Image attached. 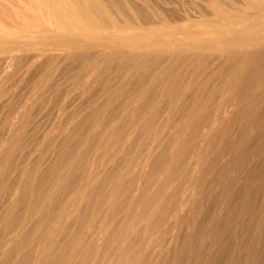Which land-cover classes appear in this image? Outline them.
<instances>
[{"label": "rangeland", "instance_id": "374dc122", "mask_svg": "<svg viewBox=\"0 0 264 264\" xmlns=\"http://www.w3.org/2000/svg\"><path fill=\"white\" fill-rule=\"evenodd\" d=\"M104 2L114 8L113 10L120 16L127 18L131 22L137 21L139 23L138 28H131V30L135 32L141 30L147 31L148 33L143 37L147 43L156 44L157 46L176 45L191 48V46H193L192 44L197 42L199 47L203 49H220L236 43L234 40L223 38H217L212 41H203L201 39L202 36L204 37L205 35L199 33V35H197L196 32L193 31L194 29H201L203 32L210 31L209 34H211L213 30H217L221 27V24L223 25L224 23V21H219L214 18L204 0H104ZM234 3L237 5L235 0ZM233 20H235V18ZM244 21L250 24L251 28H264V16L261 18L253 17ZM180 28H183V30ZM124 31L125 29H111L109 30V36L111 39L117 40L124 37ZM157 58L158 57L154 58V60L150 59L151 61H147V65L153 61L152 63H155L154 65L157 66L154 67V65H151L152 63L148 66L146 65V70L144 69L137 73L139 76H137L136 73V75L134 73H128V71L121 72L117 66L118 61H113L109 69L102 70L95 75L96 81L91 85L93 88L91 89L90 86L88 89H85L86 81L89 78V72L86 70H88L92 64L90 62L91 58L80 56L78 57L79 60L74 58L69 61L67 60L66 62L64 61L65 63L55 62L54 65L56 66V69H54L55 66L53 65L54 67L49 73L50 75L47 73L45 74V76L48 77H45L42 75L43 72L39 71V74L36 73L35 75L28 76L25 80L21 81L22 84L19 82L16 86L14 85L13 87H10L9 89L11 90H7L10 91L9 94L7 91V95L6 93L3 94L2 98H0V141L8 138L9 143L7 145L6 156L0 158V177L2 176L3 168H5L6 165L9 169L5 173L4 179L2 177L0 178V264H36L37 261H40V264H61L62 255L60 254H65L70 251L73 253V257L69 260V264H78L79 260H81L79 262L80 264H83L86 260L87 264H116L119 260L118 257L120 250H126L131 242L134 246L133 253L135 252L133 257L134 264L141 261L143 262H141L142 264H264V127L253 131L246 128L247 126L244 128L245 116H240L239 114L243 108L241 105L247 100L244 97H239L237 93L238 90L233 89V82L236 76L233 71L227 70L228 60L224 62V59H220V61L215 58H210V60L209 58L204 57L205 60L203 58L201 59V57H193L189 58L192 63L188 59L177 67H170V70L169 67H167L169 66L167 59L164 60L160 57V59ZM161 59L165 62L163 63ZM200 61L201 63L203 62V64H200ZM196 67H199L198 71H200L201 74L200 72H197L194 74L195 76L192 74L193 77H191L189 73L193 69L195 70ZM154 68L157 69V71L154 70ZM151 70L154 72L156 71L155 73L158 72V74H154ZM172 70L174 71L172 72ZM150 72L152 73V77L156 78L157 76V81L161 79L160 85L158 86L159 88H157V92H155L156 94L154 95V98L156 97L155 99L157 101L156 104L155 101L151 104V109L149 107L144 108L146 110H144V112H146L144 113L145 117L141 118L137 117V113L132 109L135 102L130 100L131 97L135 95L140 81L144 78L155 80L148 74ZM142 73L143 76L141 75ZM15 77L16 75L14 78ZM162 78L165 81L167 79V82L169 83L162 80ZM188 80L189 87L188 89L186 87L184 90V94L181 95L182 98L170 101L162 95V97H159L161 99H158L157 94H159L161 87H171L172 85L173 87H179L180 84ZM45 81L46 83H44ZM176 81L179 83H176ZM36 87H39L42 92H40L41 90L39 88L40 91H38ZM32 92L38 94V100L32 105L33 108L32 106L28 107L26 105V99ZM10 93H13V96ZM113 93H116L117 96L118 94L120 95L114 103L116 108L113 112H115V114L113 119L106 126V129L100 133L102 139H100L101 141L98 142L97 145L100 155L96 161L97 164L94 163L92 166V170L102 171L105 168L104 165H109L106 168L108 171L105 172L97 184L100 186L97 187L95 192L97 196L101 195L105 190L104 186L107 180L111 177L114 178L118 176L119 172H123L122 168L124 164L125 170L127 167L126 165H130L129 168L131 167L130 172L132 173L128 172V176L131 177L127 176V180L131 182V185L134 183V189L137 187L141 190L142 188L148 187L151 182L156 181L155 177H157V174L160 172L158 169L164 167V164L167 162L165 161L168 159V153L166 154V152H168L167 150L170 151V146L172 145L171 137L178 135V133L182 134V128L185 129L189 123L191 124L192 119L207 117L208 109L211 110L212 115L216 114L219 109L225 114L231 109H234L235 111L233 110V114L240 116L235 123L228 125L219 132L217 138L209 143L205 151L197 156L192 165L185 168L186 162L183 160L184 162H180L175 169L172 167L165 169L163 172L164 174H162L160 178L161 181H159L160 184H164L167 181L165 185L166 187H164L163 191L166 199L173 200L169 209L171 210V208H175L176 200L174 201L173 198L177 195H179L177 198L181 195L182 201L180 204H177V209L175 211L173 208L174 212L168 211L167 217L165 216L160 219L159 225H157L158 227L156 231L149 239L146 249L137 246V243H139V236H137L136 233H132L135 230L136 221L134 219L130 220L132 219V215H125V211L123 212L122 205L120 204L121 202L116 204L110 202L108 205L104 204L101 211L91 219H89V210H86L83 213L84 208L82 207L79 209V212L76 211V217L72 212V208L74 207L69 206V199L71 200L74 196H72L70 191L66 189L65 194L57 192L58 194H55V196L59 199V201L56 199L58 204L57 207L64 206L67 217H65L66 214L59 216L54 213L40 214L38 217V215H35L32 211L30 212L31 214L28 212L32 208L28 190H26L25 193L23 192V194L20 193L24 195L25 198L23 196L21 197L19 193L16 194V187L20 182L23 183L27 178L26 175H22L23 172H29L27 169L31 170V175L34 174L32 177L35 176L34 178L38 180L36 181L37 185L48 177L47 173L52 169V165L55 166L57 164L55 161H58V158L61 157V153H63V151H61L62 148H60V146L62 147L61 142L63 135H66L65 133L71 134L74 130L76 131L73 126L79 121V118L81 119L84 115H89L94 109L106 105L105 101H107ZM7 97H9V99H7ZM1 99L8 101H6V103L1 101ZM10 100L12 103L9 102ZM19 102L22 103V105ZM103 102L105 104H103ZM175 102L180 104H176ZM158 104H162V107ZM6 105L8 107H6ZM153 106L155 109H153ZM169 106H171L172 109ZM158 107H160L161 109L159 110L162 111L157 112V115L156 111H159ZM263 107L264 104H262V107L259 110L260 114L263 113L262 118H264ZM199 108H201V111L198 112ZM237 108L240 110L238 109L237 111ZM25 109L26 112H30L28 117L29 121L28 119H25L23 123L22 121L21 123L16 122L19 121L16 118L17 113ZM149 110H152V115L156 114L155 117L150 114ZM202 111L205 112L203 113L204 115L201 114ZM12 117H15V123H18L19 125L13 123L14 119ZM144 118H150L153 120L151 127L154 132L152 129L150 130L152 131L151 133L156 134L157 137L155 141L152 140L154 145L153 143L150 145L151 142L149 141H151V136H147L140 130ZM10 123L11 126H9ZM12 125L14 127L17 126L15 128L18 133H11L10 130L13 131ZM110 132H112V135L108 137ZM59 133L61 136H58L60 135ZM56 135L58 137L57 139L54 137ZM13 136L16 137L13 138ZM52 137L55 140H53ZM146 138L148 139L147 141H145ZM52 140L53 142L55 141V143H53ZM47 141H50V143ZM113 141H118L116 147L110 146ZM50 144H52V146ZM131 144L134 146L136 145V147ZM53 146H55V148ZM128 146H130L129 149ZM0 148H2L1 145ZM133 153L138 154L140 157L137 160L138 164L137 161H135L136 163L132 162L130 164L128 162L131 157L130 155ZM123 154H129V158ZM142 156L144 158H142ZM147 156L149 157V161H147ZM141 159H144L145 164ZM140 161H142V163L139 165ZM154 162L157 163L155 164ZM143 164H147L148 166L146 165L145 168ZM111 165L114 169H112ZM119 165L120 167L122 166V170L117 168ZM141 167H143V170ZM129 168L127 169L128 171ZM132 169L134 171H132ZM116 170L118 172H116ZM170 170L173 172L170 173ZM147 174H149L150 177H148ZM171 174L172 176L170 177ZM36 175L41 177L39 178ZM42 175L44 176V179ZM40 179L42 181H39ZM169 179L170 182H168ZM102 180H105V182ZM29 183H31L30 179ZM169 183L170 185L168 186ZM100 184L103 185V187ZM100 188H103V190ZM64 195H68V197ZM18 196L21 198L19 199ZM28 201L30 203H28ZM181 204L183 205L181 206ZM29 207L31 208L29 209ZM69 210L72 211L70 212ZM78 214L80 215L78 216ZM71 216L74 218L76 217L75 219L77 220L74 221L75 219ZM59 219L62 222H60ZM63 220L65 222H63ZM125 222L127 223L125 224ZM129 222H131L129 224L130 227H128ZM192 222L197 224V228L192 229ZM61 223L62 227L60 226ZM11 224L12 226H10ZM34 225L37 226L35 227ZM126 226L128 228H125ZM42 227H45V229ZM58 227H61V230ZM63 227L67 231L64 230ZM36 228L37 231L35 230ZM38 228L41 230L38 231ZM129 228H133V231L131 232V229ZM72 229L74 234L78 230H81L83 233V243L81 242V245L77 247L78 249L80 248L82 253H80L76 247V250H73V245L75 243L72 240V237L74 236V234L71 233ZM123 230L125 233L127 231L129 232L124 234V232H122ZM214 230H216V232H213ZM27 231L30 232V234ZM60 231H64L68 235ZM58 233L59 235H57ZM60 233L62 237L66 235L64 237L65 240L61 238ZM130 233H132V235H129ZM69 234L72 237H70ZM28 238L30 240V243L27 245L30 246L28 247L29 251L27 250V246L24 249L20 248L19 250L13 249L14 247L11 248V241L21 242ZM56 241H58L57 243L61 242L60 247L57 243V245L54 243ZM65 243L67 244L65 245ZM63 245L70 248L67 247L61 249V247H64ZM53 246L57 251L52 248ZM49 247L53 250H49ZM10 248L12 250H10ZM42 248H44L45 253L41 251ZM38 251L39 254L41 252L40 255L38 254ZM51 251L56 254L53 255ZM75 252H78L80 255H77ZM74 256L77 257V261H75ZM92 257L95 259L93 260ZM39 258L41 259L39 260ZM59 260L61 262H59ZM82 260L84 262H82Z\"/></svg>", "mask_w": 264, "mask_h": 264}, {"label": "bare ground", "instance_id": "6f19581e", "mask_svg": "<svg viewBox=\"0 0 264 264\" xmlns=\"http://www.w3.org/2000/svg\"><path fill=\"white\" fill-rule=\"evenodd\" d=\"M204 1L206 3V6L208 7V9L212 12L214 18L219 20V21L220 20L224 21V23H223V25L221 24V27H219L217 30H213V32H211V34H209L210 31L209 32L208 31L203 32V30H201V29H196V30L194 29L193 31H195L197 35H199V34L203 35L204 34L205 36L204 37L202 36V39H201L203 41H212V40L217 39V38H223V39H227V40H234L236 42L235 44H232V45H229L227 47L220 48V49H203V48L199 47L197 42L193 43L192 44L193 46H191V48L180 47V46H176V45L157 46L156 44L147 43L143 39V37L148 32L143 31V30L135 32V31L131 30V28H134V29L138 28L139 23L137 21L131 22L127 18L120 16L116 11L113 10L114 8H112L108 3L104 2V0H0V98H2L3 94L6 93V91L10 87H13L14 85L16 86V84L19 82L21 83V81L25 80L28 76L35 75L36 73L39 74L38 73L39 71H42L43 72V73L41 72L42 75L45 76L46 73L49 74L52 71L53 67L55 66L54 65L55 62H64V61L66 62L67 60L69 61V60L74 59V58H77V60H79L78 57H80V56H87V57L91 58L90 62L92 64L90 66V68L88 70H86L87 72H89V78L86 81L85 89H88L93 83H95V81H96L95 75H97L102 70L104 71L106 69H109L112 62L116 61V60L118 61L117 66L121 70V72L122 71H125V72L128 71V73L130 72L132 74L133 73L137 74V73H139V71H143L144 69L146 70L147 69L146 68L147 61H149L150 59L154 60V58H156V57L163 58L164 60L167 59V62L169 64V66H167V67H169L170 70H171V68H174V67L181 65L185 60H188L189 58H193V57H195V58L201 57V59L202 58L203 59L215 58L216 60L217 59H219V60L224 59V62L228 60L227 70L233 71L235 73V76H236L235 80L233 82V89L238 90L237 93H238L239 97H244L247 100L245 103H243L241 105L243 108L240 111L241 113L239 114L240 116L241 115L245 116L244 128L247 126L246 128H248L250 131L256 130L258 128L261 129L264 127V118H262L263 113L260 114V111H259L262 107V104H264V28L263 27H260L259 29L251 28V25L248 24L244 20L249 19V18H253V17L254 18L263 17L264 16V0H235L237 5L234 3V0H204ZM234 18H235V20H233ZM215 22H217V21H215ZM111 29H125L124 37H121L117 40L111 39V37L109 36V30H111ZM180 29L183 30V28H180ZM203 47H205V46H203ZM164 60L161 59V61H163V63L165 62ZM205 60H203V61H205ZM152 62L148 63V65L151 64ZM190 62H191V60H190ZM71 63H72V61H71ZM191 63H188V64H191ZM198 63H199V61H198ZM57 64H60V63H57ZM154 64L152 63L151 65H154ZM200 64H203V62L201 63V61H200ZM57 66H59V65H57ZM155 66H157V65H154V67ZM202 67H203V65H202ZM156 68H158V67H156ZM54 69H56V66ZM149 69H150V67H149ZM158 69H160V68H158ZM154 70L157 71V69H155V68H154ZM198 70H199V67H196V69L195 70L193 69L189 73V75L191 77H193L192 74L194 75L197 72H200ZM225 70H226V68H225ZM173 71L174 70H172V72ZM178 71H179V69H178ZM152 72H154V71H152ZM155 72H154V74H158V72L157 73H155ZM175 72H176V70H175ZM148 74L150 75V77H152L151 72ZM200 74H201V72H200ZM15 75H16V77H15L16 79L14 78ZM135 75H133V76H135ZM141 75L143 76V73ZM137 76H139V75L137 74ZM175 76H177V75H175ZM32 77H34V76H32ZM45 77H48V76H45ZM146 77H148V76H146ZM152 78H154V77H152ZM156 78H157V76H156ZM156 78H154L155 80H153V79L150 80L148 78L147 79L144 78L142 81H140L138 88L136 89L137 91H136L135 95L131 97L130 101L135 102L132 109L134 112L137 113V117H141V118L145 117L144 113H146V112H144V110H145L144 108L145 107L150 108V106H152L151 104H153L154 101L156 104L157 100L155 99L156 97L154 98V95L156 94L155 92H157V88H159L158 86L160 85V80H161V79H159V81H157ZM163 78H162V80H164ZM137 81H139V80H137ZM49 82H48V84H49ZM165 82H167V79ZM177 82L178 81H176V83ZM44 83H46V81ZM167 83H169V82H167ZM188 83H189V80L180 84L179 87L178 86L173 87V85L171 87L170 86L165 87V88L161 87L159 94H157L158 99H161L159 97L160 96L162 97V95H163V97L165 96L166 98H168L170 101L171 100H178L179 98H182L181 95L184 94V90L186 89V87H187V89L189 87ZM18 85H20V84H18ZM40 85H41V83H40ZM34 86H36V85H34ZM37 86H38V84H37ZM14 88H13V90H14ZM17 88H18V86H17ZM40 88H41V86H40ZM46 88H47V86H46ZM92 88L93 87L91 86V89ZM31 89H32V87H31ZM39 89H38V91L41 90V89L40 90ZM76 89H74V90H76ZM9 90H11V89H9ZM100 90H101V88H100ZM189 90H188V92H189ZM9 92L10 91H7L8 94H9ZM26 92H28V91H26ZM36 92H37V90H36ZM36 92H32L31 95L26 99L27 102L26 101L25 102H26V105L28 107L32 106L38 100V94ZM40 92H42V90ZM7 93H6V95H7ZM13 93H14V91H13ZM13 93H10V94H12V96H13ZM188 94H190V93H188ZM82 96H83V94H82ZM118 96H120V95L118 94ZM118 96L116 95V93L111 94L109 99H107V101H105L106 105H102V103H101V105H102L101 108L95 107L96 109H94V111H92L89 115H87V116L84 115L83 118H81V119L79 118V121H77V122L75 121L76 124L73 126V128L76 129V131L74 130V132L72 131L71 134L65 133L66 135H63L62 142H61L62 147L60 146V148H62L61 151H63V153H61V157L58 158V161L54 160L55 162H57V164L55 166L52 165V167H51L52 169L49 171L50 173L48 172L49 175L46 172L48 177H46V179L43 181L40 179L39 181H42V182L37 185L36 181H38V180H36L34 178L35 176L32 177L34 174L31 175V170L27 169V171H29V172H23L22 173V175L23 176L26 175L27 178L23 183L20 182L21 181V179H20V181H19L20 184L18 183L19 185L16 187V194H18V193L23 194V192L25 193L26 190H28V195L30 197V201H31V205H32V208L29 207V209L31 208V210L28 212L30 213L32 211V213H35V215H38V217L40 216V214H48V213H51V214L54 213V214H57L59 216L65 215L66 214L65 207L64 206L57 207V205H58L57 201H56L57 197L55 196V194H58V193L65 194L66 189L70 191V194L72 196H74L71 200L69 199V206L74 207V208H72L73 211L71 210L74 213V215H75L76 211L79 212V209H81L83 207L84 208L83 213L86 210H89V219L94 218L96 216V214L99 211H101L104 204L108 205L110 202L111 203L114 202V204L121 202L120 204L122 205L123 212L125 211V215H127V214L132 215V217H131L132 219H130V220L134 219L136 221V226H135L134 232H132L133 228L132 229L129 228V229H131V232L133 234L136 233V235L139 236L138 237L139 243H137V246L140 248L143 247L144 249H146V247L148 246L149 239L151 238L152 234H154V232L156 231V229L158 227L157 225H159L160 219L165 217V216L167 217L168 211L169 212L173 211V208H174V207L171 208V210L169 209V206L173 200L172 199H166V196H165L164 191H163L164 187H166L165 185H166L167 181L164 184H160V181H161L160 178H161L162 174H164L163 172L165 171V169H169L170 167L175 169V167H177L179 165V163L182 162L183 160L186 162L185 168L189 167V165H192L194 163L195 159L197 158V156H199L200 153L205 151V149L207 148L209 143L211 141L213 142L214 139L217 138L219 132L222 131L228 125L235 123L237 118L240 116L239 115L237 116V114H233L235 111L234 109H231L232 111L230 110L226 114L222 113V111L219 109L217 111V113L214 115H212L211 110L208 109V115H206L207 117H201V118L198 117L195 119L191 118L192 119L191 124L189 123V125H187L185 129L182 128V134L178 133V135L171 137L172 138L171 139L172 145L170 146V151L167 150L168 152H166V154L168 153V159L165 160L167 162H166V164H164V167H160L159 169L157 168L158 170H160V172L157 174V177H155L156 181L151 182L148 187L142 188L141 190H139V188H137V187H135V189H134L133 188L134 183H133V185H131V182L129 180H127L128 172H130V168H131V167L129 168L130 165H126L127 166L126 170L124 169L125 164L122 168L123 170L121 169L122 166L120 167V165H119V167H117V168H119V170H122L123 172H121V173L119 172V175L117 173L118 176H116L114 178L111 177L109 180H107V182L104 186L105 190L102 192L101 195L97 196V194H95V192H96L97 187H100L97 184L99 183L100 178L105 174V172L108 171V170H106V168L109 165H104L105 168L102 171L101 170H99V171L95 170L94 171V170H92V166L94 163H96V161L100 155V152L98 151V147H97L98 142H100L101 141L100 139H102L100 136V133L106 129V126L109 124V122L114 117L115 112H113V111L116 108L114 103L119 98ZM77 97H79V96H77ZM7 99H9V97H7ZM19 100H20V97H19ZM1 101L6 102L8 100L4 101L1 99ZM9 102H11V100ZM176 102H178V101H176ZM181 102H184V101H181ZM3 104H5V103H3ZM20 104L22 105V103H20ZM103 104H105V103L103 102ZM176 104H180V103H176ZM159 106L162 107V104H160ZM241 106H240V108H241ZM6 107H8V106L6 105ZM28 107H27V109H28ZM121 107H122V105H121ZM160 107H158V110L161 109ZM169 107H171V106H169ZM32 108H33V106H32ZM163 108H165V107H163ZM153 109H155L154 106H153ZM156 109H157V107H156ZM171 109H172V107H171ZM238 109L239 108H237V111H238ZM30 111H31V109H30ZM161 111L160 110L156 111V114H157V112H161ZM199 111H201V108L198 109V112ZM32 112H33V110H32ZM38 112H39V110H38ZM29 113L30 112H28V111L26 112V109L17 113L16 118L19 121H16V122L21 123V121H22V123H23V121L25 119H28ZM147 113H149V112H147ZM166 113H167V111H166ZM203 113H205V112L202 111L201 114H203ZM235 113H238V112H235ZM150 114L152 115V110L150 111ZM30 115H32V114H30ZM155 115H152V116L155 117ZM147 116H148V114H147ZM12 118L14 119L13 123H15V117H12ZM12 120H11V122H12ZM72 120H76V119H72ZM28 121H29V119H28ZM142 121H143V124H142V126H140L141 127L140 130L143 133H145L147 136H149V135L151 136V141H149V142H151L150 145L152 143L154 145V142H152V140L155 141L157 137H156V134L151 133L153 131V128L151 127L153 120L150 118H147V119L144 118ZM189 122H190V120H189ZM72 123L74 124L73 121H72ZM140 125H141V123H140ZM9 126H11V123ZM12 127H13V131L10 130V129H12L11 127H9L10 129L9 128L8 129L11 131V133L14 134L17 132L16 128H15L17 126L14 127L12 125ZM237 127H239V126H237ZM20 128H19V130H20ZM62 128H63V126H62ZM150 129H152V131ZM177 129H179V128H177ZM17 130H18V128H17ZM69 131H70V129H69ZM6 134H5V137H6ZM56 134H58V133H56ZM110 135H112V132H110L108 134V137H110ZM58 136H61V134ZM14 137H16V136H13V138ZM54 137L56 139L58 138L57 135ZM52 139H53V137H52ZM53 140H55V139H53ZM53 140H52V142H53ZM147 140L148 139L146 138L145 141H147ZM145 141H144V143H145ZM0 143H2V144H0L2 147V148H0V158H1L3 156H6L7 145L9 143L8 138L3 139L2 141H0ZM48 143H50V141ZM53 143H55V141ZM116 143H118V141H113L110 146L116 147ZM50 145L52 146V144H50ZM131 145L134 146L133 144H131ZM48 146H49V144H48ZM53 147L55 148V146H53ZM134 147H136V145ZM129 148H130V146H128V149ZM44 149H46V148H44ZM135 149H138V148H135ZM242 149H245V148H242ZM142 152H143V150H142ZM124 153H125V151H124ZM50 154H51V152H50ZM123 155L127 156V157L129 156V154L128 155L123 154ZM130 156H131L130 158L128 157L129 158V161H128L129 164L132 162L136 163L135 161H137L138 158H140L138 156V154H136V153H133ZM128 158H127V160H128ZM142 158H144V157L142 156ZM146 158H147V161H149V157L147 156ZM124 159H126V158H124ZM51 160H53V159H51ZM141 160L144 161V159H141ZM165 161H164V163H165ZM159 162H160V160H159ZM50 163H48V164H50ZM140 163H142V161L139 162V165H140ZM137 164H138V161H137ZM144 164H145V161H144ZM121 165H123V164H121ZM139 165H138V167H139ZM146 165H144L145 168H146ZM111 166H110V168H111ZM6 167H7V165L5 166V168H3V173L1 176L3 179H4L5 173L9 169L8 167L7 168ZM128 168H129V171L127 170ZM135 168H137V167H135ZM141 168L143 170V167H141ZM145 168H144V170H145ZM112 169H114L113 166H112ZM36 170H37V168H36ZM117 170H116V172H118ZM124 170H125V174H124ZM109 171H111V170H109ZM132 171H134V170L132 169ZM111 172H113V171H111ZM147 172H148V170H147ZM172 172L173 171L170 170V173H172ZM190 172H191V170H190ZM130 173H132V172H130ZM147 175H148V177H150L151 173H150V175L149 174H147ZM168 175H169V173H168ZM36 176H38V175H36ZM171 176H172V174L170 175V177ZM38 177L40 178L41 176H38ZM128 177H131V176H128ZM165 177H166V175H165ZM39 178H37V179H39ZM29 179H30L31 183H29ZM43 179H44V176H43ZM102 181L105 182V180H102ZM137 181H138V179H137ZM163 181H165V180H163ZM168 182H170V179ZM137 184H138V182H137ZM103 185H104V183H103ZM103 185H101V186L103 187ZM141 185H143V184H141ZM169 185H170V183L168 184V186ZM100 189L103 190V188H100ZM138 191H140V192H138ZM168 192H169V190H168ZM22 194H20L21 197L23 196L25 198V196ZM64 196L68 197V195H64ZM177 196H179V195H177ZM177 196L173 198L174 201L176 200L174 211L177 209V204L178 203L180 204V202L182 201L181 195L179 198H177ZM21 197H19V199ZM57 200L59 201V199H57ZM12 201H13V198H12ZM28 203H30V202L28 201ZM182 205L183 204H181V206ZM103 211H104V208H103ZM106 211H108V210H106ZM29 213H27V214H29ZM171 214H172V212H171ZM79 215L80 214H78V216ZM100 215H102V214H100ZM68 216H69V214H68ZM56 217H58V216H56ZM65 217H67V214ZM71 217H73V216H71ZM71 217H70V219H71ZM129 217H127V218H129ZM170 217H171V215H170ZM49 219H50V217H49ZM43 220H45V219H43ZM76 220L77 219H75L74 221H76ZM60 222H62V221L60 220ZM63 222H65V221L63 220ZM43 223L46 224L45 222H43ZM126 223L127 222H125V224ZM130 223L131 222H129L128 225ZM215 223H217V222H215ZM10 226H12V224ZM60 226L62 227V223ZM127 226L125 228L130 227V225L128 227ZM191 226H192V229L197 228V224L195 222H192ZM61 227L60 228L58 227V228L61 230ZM38 229H39L38 231L41 230L40 228H38ZM43 229H45V227ZM63 229H64V227H63ZM17 230H18V228H17ZM35 230L37 231V228ZM64 230H66V229H64ZM76 230H74V231H76ZM21 231H23V230H21ZM31 231H32V228H31ZM70 231H71V229H70ZM210 231H211V229H210ZM56 232H59V231H56ZM60 232H64V231H60ZM122 232H124V230ZM128 232L129 231H127L126 233L124 232V234H127ZM213 232H216V230H214ZM28 233L30 234V232H28ZM71 233L74 234L73 229H72ZM132 233H130L129 235H132ZM65 234H67V233H65ZM82 234L83 233L81 230H78L74 234L73 237L70 236V234H69V236L72 237V240L75 243L74 245L72 244L74 246L73 250H76V248L81 245L82 239L84 237ZM22 235H23V233H22ZM57 235H59V233ZM60 236H61V233H60ZM22 237H24V236H22ZM55 237H54V240H55ZM64 237L61 236V238H63V239H64ZM154 240H155V238H154ZM57 242L58 241H56L54 243L56 244ZM62 242H63V240H62ZM29 243H30L29 238L22 240L21 242H18V241H14V242L11 241L10 242V244L12 246L11 248L14 247L13 249H18V250L20 248L24 249ZM67 243H65V245ZM57 244L59 247L61 246L60 245L61 242H59ZM132 244L133 243L131 242L128 247L126 246L127 247L126 250H123V249L120 250L119 257H118L119 260L117 261V263L115 262L116 264H128V263L134 264L133 257H134L135 252L133 253V247L134 246ZM52 245H53V243H52ZM28 247H30V246H27V250H28ZM67 247H65V246L63 248L61 247V249H64ZM84 247H88V246H84ZM84 247H83V249H84ZM11 248H10V250H12ZM52 248L55 249V251H57L56 248H54V246ZM52 248H50L49 250H53ZM68 248H70V247H68ZM140 248H137V249H140ZM89 249L91 250L90 247H89ZM39 250H40V248H39ZM78 250L80 251V248ZM41 251L44 252V248H42ZM59 251H60V249H59ZM65 251H66V249H65ZM31 252H33V251H31ZM51 253L53 255L56 254V253H53L52 251H51ZM75 253H77V255H80V254H78V252H75ZM80 253H82V252L80 251ZM38 254H39V251H38ZM40 254H41V252H40ZM50 254H49V256H50ZM39 255H37V256H39ZM60 255H62V257H61L62 263L61 264H67V263L69 264V260L73 257V253L71 251L68 253H65V254L62 253ZM84 255H85V253H84ZM89 255H90V253H89ZM76 256H74L75 261H77ZM55 257H56V255H55ZM41 258H39V260ZM82 258H83V256H82ZM94 259L95 258H93V260ZM71 261H73V260H71ZM80 261L81 260H79V262ZM88 261H89V259H88ZM41 262H42V260H41ZM59 262H61V261L59 260ZM79 262H78V264H80ZM82 262H84V261L82 260ZM86 262H87V260H86ZM86 262H84V263L87 264ZM141 262H138V263L142 264L143 262L142 263ZM204 262H202V263H204ZM206 262H207V260H206ZM36 264H40V261H37Z\"/></svg>", "mask_w": 264, "mask_h": 264}]
</instances>
